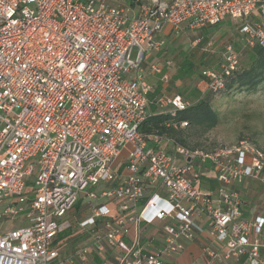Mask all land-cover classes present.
<instances>
[{"label":"built area","instance_id":"1","mask_svg":"<svg viewBox=\"0 0 264 264\" xmlns=\"http://www.w3.org/2000/svg\"><path fill=\"white\" fill-rule=\"evenodd\" d=\"M226 19L240 24L244 48L264 47V0H171L136 13L96 0H0V222L11 224L0 225V264H86L92 253L109 255L100 264H170L203 234L224 247H203L208 261L261 264L264 219L256 207L245 217L237 187L264 186V153L247 141L204 151L154 135L150 145L138 132L151 91L143 64L165 47L157 35ZM238 61L227 45L218 69L202 71L207 88L221 90ZM169 65L150 73L166 83ZM165 102L173 112L190 104ZM207 173L214 188L203 187ZM159 223L158 244L144 243L143 228ZM73 229L90 243L64 261L55 242Z\"/></svg>","mask_w":264,"mask_h":264},{"label":"rangeland","instance_id":"2","mask_svg":"<svg viewBox=\"0 0 264 264\" xmlns=\"http://www.w3.org/2000/svg\"><path fill=\"white\" fill-rule=\"evenodd\" d=\"M108 5H123L133 9V5L136 0H100ZM142 6L155 5L162 6L171 0H138ZM136 8V7H135ZM136 13L137 10L135 9ZM231 22L228 26L224 24L225 27H221L218 31L213 32L210 37L212 38V46L204 47L206 51H214V54L207 53L204 54L202 58L198 60L200 65L204 68L218 69V66L222 59V54L226 45H232L235 51L239 54L246 48L243 47V43L238 37L239 23L235 21ZM205 28L198 30L188 31L185 35L179 38L174 44V49L179 50L185 46L190 45L189 41L195 40L201 36V31ZM191 50L190 48H187ZM168 51V50H166ZM184 51V50H181ZM201 51V50H199ZM240 55V54H239ZM160 60H172L180 61V56L176 54L174 57L168 52L162 56H159ZM176 73L171 72L166 83H161L158 81L157 77H154L151 81V87L154 90L158 84L162 85V92L159 95L153 97L154 103L161 98L171 97L172 95H179L184 100L192 103L197 98L199 94L201 97H205L209 93L207 86L204 82L199 81V70L195 72L192 80L188 78H180L173 80V75ZM152 78V77H151ZM192 88H197L200 93L190 92ZM209 103L211 108L219 114L220 122L217 127L208 131L202 132L200 129H188L185 132V141L187 143V148L189 149H199L204 151L212 150L216 147H230L236 145L240 141H247L252 144L259 151L264 153V87L261 88L255 94L241 93L234 94L231 96H226L224 93L209 95ZM163 104L165 105L164 101ZM122 164H127V158L124 157L120 161ZM32 179H30L27 189L30 190L32 186ZM239 193L243 199L244 210L249 209L252 205H257L260 208H264V187L258 183L243 182L237 187ZM86 199L82 194L78 196V204L75 209L85 211ZM2 230L6 231L11 228V224L3 225ZM84 237H80L77 230L73 229L70 233H64L61 237L65 253L68 255L83 247L86 243L83 240ZM65 244V245H64ZM63 257V256H61Z\"/></svg>","mask_w":264,"mask_h":264},{"label":"trees","instance_id":"3","mask_svg":"<svg viewBox=\"0 0 264 264\" xmlns=\"http://www.w3.org/2000/svg\"><path fill=\"white\" fill-rule=\"evenodd\" d=\"M130 5L134 7L133 12L135 9L138 11L139 8L142 7L138 0L134 3H130ZM215 27L217 26L207 28ZM239 54L238 65L224 78L223 88L215 92L207 88L209 93H207L205 97H201L198 94L196 97L197 99L190 103L184 111L173 112L170 108L164 106L163 101L165 103L166 99L172 98L175 95L171 97H164L165 95H163L154 103L155 105H153V97L159 95L163 90L161 84H158L154 90L151 88V91L147 95V117L138 127V132L146 137L159 135L165 139L173 140L179 146L186 147L187 143L184 139L186 130L198 128L202 132H208L217 127L220 118L219 114L211 108L209 95L224 93L226 96H231L244 92L255 94L264 87V47L255 46L251 49L246 48ZM191 59V56L189 58L187 55H182V69L176 71L172 77L173 80L185 77L192 80L196 70H193ZM202 71H199V81L204 82L207 86L206 79L202 76ZM193 91L200 93L197 88H192L190 92ZM162 107L168 109H162ZM169 122L177 124L185 122L187 126L172 129L167 126ZM191 150H194V148Z\"/></svg>","mask_w":264,"mask_h":264},{"label":"crops","instance_id":"4","mask_svg":"<svg viewBox=\"0 0 264 264\" xmlns=\"http://www.w3.org/2000/svg\"><path fill=\"white\" fill-rule=\"evenodd\" d=\"M228 20L229 21H233V20H230V19H226L223 22H221L218 25H216L217 27H215V28H207V27H205V29L203 31H201V36L199 38H197L195 40L193 39L192 41L190 40L189 41V43H191L190 45L185 46V47H183V48H181L179 50H175L174 49V44L176 43V41L179 40V38H181L183 35H185L186 33H188V31H191V30L188 29L186 25H183L182 31L179 34H174V32L170 29V27H167V26L164 27L163 30L157 35V37L158 38H162L165 41V47L160 52H158L156 54L149 55L146 58L145 63L143 64L144 78L147 81V83L149 85H151V81H152V79L154 77H157L158 81L163 83L161 81V78H160L159 75H154V74L150 73L149 66L152 63L162 64V63H164V61H169L170 65L168 67H164L163 68V73H167L169 75V77H170L171 76V72H175V71H178V70L182 69V65H181L182 64V55H187V56H189V58H190V56L192 57L191 62L193 64V70L202 71V70H205V69H213V68H204V67H202L200 65V63L198 62V60L200 58H202L204 56V54H206V55H207V53L214 54V51H206V49H204V47H211L212 46L213 42H212V38L210 37V35L213 32L218 31L221 27H225L224 24H227V26H228L231 23V22L230 23L226 22ZM251 20L252 21L256 20V14H253V16L251 17ZM235 22H237V21H235ZM208 27H213V26H208ZM239 36L240 35L238 33V37ZM187 48H190L191 50H189ZM166 50H168V51H166ZM181 50H184V51H181ZM199 50H201V51H199ZM167 52L173 57L176 54H178V56H180V58H181L180 61L176 60V61L173 62L170 59H168V60H160L159 56H162V55L166 54ZM164 106L168 107L166 102H165ZM168 108H163L162 107V109H168ZM147 112H148V110H147ZM152 137L153 136H148L147 137L150 140L149 141L150 145L152 144L151 143ZM163 148L166 149V150L169 149V147H167L165 145H163ZM124 157H126L125 152H123L121 154V156L116 161L117 170H118V173L121 176H124L125 173H126V165L127 164H122L120 162L121 159L124 158ZM211 177H212L211 173H207V174L204 175L203 182H202L203 183V187L207 188V187L210 186L211 188H214L213 181H209V179ZM253 207H256V211L254 213V216H259V217H262L264 219V208H260L257 205H252L247 210H244V208H243V212H244L243 214L245 215V217H247L249 219L252 218V215L250 214V210ZM159 227H161L160 223L157 225V227H155V226L154 227L153 226L152 227H144L143 231L141 233L142 241L144 243H147V241H148L147 239L152 238V237H156V242H155L154 245H157L158 241H159L158 240L159 236L157 237V233H158V228ZM67 232L70 233V230L66 231L65 233H67ZM78 233H79L80 237H84L83 240H85V243H86L84 246L88 245L90 243V239L86 235L81 234L79 231H78ZM63 234L58 237L57 241L55 242V245H56V248L58 249V251L60 253V256H63V257H61L62 260L65 261L71 255V253L67 255L65 253V250L63 249L66 246H63L62 242L64 243V241L67 240V239L61 240V237L63 236ZM131 234H132V232H131ZM61 246H63V248ZM203 247H209V248H211L212 250H214L215 252H217L219 254L223 253V251H224L223 250L224 249L223 245H221L219 243H216L214 241H211L207 237L206 234H203V235L197 236L194 241H192L190 243H187L185 245V249L172 258L170 264H244L243 260L240 261L239 263H235V262H232V261L219 262L217 260L208 261L206 259V257L202 253V248ZM103 262L104 263H110L109 255H94L92 253L91 260L88 263H86V264H100V263H103ZM260 262H261V264H264V249H262L260 251Z\"/></svg>","mask_w":264,"mask_h":264}]
</instances>
